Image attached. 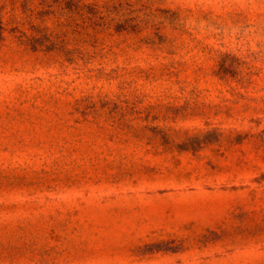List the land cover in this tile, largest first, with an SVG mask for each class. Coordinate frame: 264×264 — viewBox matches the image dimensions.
Instances as JSON below:
<instances>
[{"label": "rangeland", "instance_id": "obj_1", "mask_svg": "<svg viewBox=\"0 0 264 264\" xmlns=\"http://www.w3.org/2000/svg\"><path fill=\"white\" fill-rule=\"evenodd\" d=\"M0 24V264H264V0Z\"/></svg>", "mask_w": 264, "mask_h": 264}, {"label": "trees", "instance_id": "obj_2", "mask_svg": "<svg viewBox=\"0 0 264 264\" xmlns=\"http://www.w3.org/2000/svg\"><path fill=\"white\" fill-rule=\"evenodd\" d=\"M2 30H3V28H2V26H1V24H0V32H2Z\"/></svg>", "mask_w": 264, "mask_h": 264}]
</instances>
